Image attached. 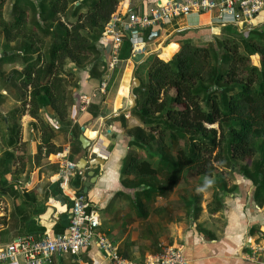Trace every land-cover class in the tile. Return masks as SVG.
Here are the masks:
<instances>
[{"label":"crops","instance_id":"0c3cea01","mask_svg":"<svg viewBox=\"0 0 264 264\" xmlns=\"http://www.w3.org/2000/svg\"><path fill=\"white\" fill-rule=\"evenodd\" d=\"M164 1L120 0L118 9L125 17L133 10L148 12ZM228 20L220 23L217 11L192 12L162 27L146 28L144 33L124 28L121 60L108 79L107 91L99 90L100 81L108 72L109 57V46L101 44L102 77L91 76L89 69L80 71L79 87L75 88L68 115L62 120L50 107L41 109L39 119L28 110L21 116L11 114L9 111L20 106L21 101L0 85V244H9L29 233L41 237L66 232L73 198L83 192L98 211L97 232L130 261L143 263L171 245L182 250L187 264H264V204L254 199L255 186L239 168H229L234 180L231 183L223 177L222 189L211 186L210 193L205 187L200 188L199 192L204 193L201 208L195 204L196 195L186 193L189 182L199 185L194 178L186 177L160 194L166 188V180L160 175L149 178L123 173L132 149L129 131L143 125L132 114V93L138 99L140 92L136 90L148 81L149 58L154 54L160 56L163 48L177 44L166 60L172 59L188 36L196 44L207 45L217 38L240 40L249 37L252 30H264V11L251 22ZM133 43L145 44V52L132 56ZM252 58L258 65L259 55ZM7 65L12 63L6 64L4 70ZM13 68H19L18 62ZM83 94L91 98L84 112L78 101ZM82 135L91 141V152L83 147ZM67 145L71 152L66 158L76 167L70 173L68 186L63 188L58 180L63 166L58 153ZM137 151L142 156L148 154L145 149ZM96 157L99 159L95 162ZM85 158L90 161L82 169L78 165L85 164ZM150 186L156 191L149 192ZM220 220L223 224L216 229L214 225ZM256 246L261 249L255 250ZM8 264L26 263L20 260ZM50 264L116 263L99 247L96 236L90 247L77 253H56Z\"/></svg>","mask_w":264,"mask_h":264},{"label":"trees","instance_id":"16d2710c","mask_svg":"<svg viewBox=\"0 0 264 264\" xmlns=\"http://www.w3.org/2000/svg\"><path fill=\"white\" fill-rule=\"evenodd\" d=\"M7 2L0 0V85L11 82L4 65L19 57L25 64L18 74L24 96L13 113L28 110L39 119L41 109L50 107L65 119L80 71L89 69L97 78L104 73L101 36L120 0H13L10 19L5 18ZM71 7L75 19L67 21ZM254 55L260 57L258 65L252 63ZM162 58H149L148 81L136 90L140 95L132 114L143 125L130 129L132 149L123 173L150 178L163 172V194L187 174L224 181L216 162L232 170L239 165L255 186L254 199L264 204V30L207 45L188 36L172 59ZM137 149L157 157L158 164ZM201 201L202 195L195 200L198 208Z\"/></svg>","mask_w":264,"mask_h":264},{"label":"built area","instance_id":"2783aa9c","mask_svg":"<svg viewBox=\"0 0 264 264\" xmlns=\"http://www.w3.org/2000/svg\"><path fill=\"white\" fill-rule=\"evenodd\" d=\"M218 12V21L227 23L232 21L251 22L260 12L264 11V0H165L156 8L140 13L136 10L130 11L125 17L119 9L113 13L111 19L105 26L101 36L102 45L109 46V57L106 60L108 72L101 79L99 90L106 92L108 79L120 62L119 52L123 44V29L140 30L159 26L161 23H169L174 18L192 12ZM146 45L133 43L131 53L136 56L145 52ZM1 56V55H0ZM91 98L80 95L78 101L82 112L87 110ZM71 152L69 145L58 153L62 157L63 166L60 168L58 180L65 188L70 181V173L76 164L66 158ZM100 225V217L97 209L92 205L89 197L79 192L73 198L72 217L67 231L64 233H47L36 237L34 234H26L15 238L6 245L0 244V264L9 262L19 263L23 260L26 264H50L56 253L80 252L90 247L96 236H98L99 247L106 251L116 264H187L188 261L179 247L167 245L163 249L151 255L143 263L130 261L121 257L113 243L103 234L97 232ZM261 248L256 246L255 250ZM256 256V255H254Z\"/></svg>","mask_w":264,"mask_h":264},{"label":"rangeland","instance_id":"374dc122","mask_svg":"<svg viewBox=\"0 0 264 264\" xmlns=\"http://www.w3.org/2000/svg\"><path fill=\"white\" fill-rule=\"evenodd\" d=\"M13 3V0H8L7 4L5 5V18L6 19H10L11 18V11H10V5ZM78 4V2H77ZM72 7L69 9V11L67 12V14L65 15V20H74L75 17L73 16L72 14ZM30 19H32V16L35 15L33 9L30 10ZM4 42V41H3ZM50 42H48V45H49ZM15 44V43H14ZM13 44V45H14ZM0 45H3V44H0ZM9 47V46H8ZM178 45L177 44H171L170 46H166L165 47V51L166 53L168 54V52H171L173 53L176 49H177ZM167 54L163 55V58L161 57V55L159 56L160 58L166 60L167 59ZM253 57V56H252ZM23 58L22 57H19L17 58V61L14 63L12 62V65H7L8 66V69H5L9 74L10 76L8 77V80L11 81L9 83V86L6 87V90L8 91V93L10 95H13V96H16L19 100L21 99V97L24 96V90L22 89L21 87V82H20V79H19V73H21L23 71V68L25 66L24 64V61L22 60ZM18 62V65H19V68L16 69V68H13L15 67L16 63ZM252 63L256 65V61L252 58ZM8 64H11V63H8ZM6 66V65H4ZM10 66V67H9ZM72 66L71 64L68 65V67ZM146 75H148V72H146ZM12 79V80H11ZM75 88H72V92H74ZM7 96V94H5ZM21 101V100H20ZM22 103V102H21ZM11 114H14L13 113V110L9 111ZM210 126V125H209ZM214 127H218V125H213ZM136 127V126H134ZM134 127H132L131 129H133ZM212 127V126H210ZM130 132V131H129ZM168 142H169V139H168ZM180 146L181 147H185V140L181 139L180 140ZM145 157L151 159L153 161V163L155 165L158 164V158L157 157H153V156H150L149 154H145L144 155ZM215 165H218V172L219 174L226 178V180H228L229 182L233 183V172H231V170L228 168V167H224L220 164H218V162L215 163ZM237 168H239V165H237ZM238 170V169H237ZM162 178H164L165 180V174L163 172H161L159 174ZM187 178L188 179H195V181L199 184V185H195L193 184L192 182H189L188 183V187L186 188V193H189L190 195H196V198L200 195H202V200H203V195L204 193L202 192H199L200 188L202 187H205L206 190H209L210 193H212V190L211 188L214 187V188H219V189H222L221 187V183L220 181H218L217 179H215L214 177L213 178H201V177H197V176H192L191 174H187ZM193 179V180H194ZM212 181V183L210 185H206V181ZM212 186V187H211ZM204 189V190H205ZM218 189V191H219ZM231 191V190H230ZM238 192V191H237ZM236 193V192H235ZM230 197V196H229ZM202 203V201H201ZM215 206H217L216 202L214 203ZM218 207V206H217ZM222 220V219H221ZM221 223H219L218 225H214V227L216 229H219L221 228L222 224H223V221H221Z\"/></svg>","mask_w":264,"mask_h":264},{"label":"water","instance_id":"95a60500","mask_svg":"<svg viewBox=\"0 0 264 264\" xmlns=\"http://www.w3.org/2000/svg\"><path fill=\"white\" fill-rule=\"evenodd\" d=\"M161 25V27L162 26H164V23H161L160 24ZM135 32H141V33H144V29H141V30H137V31H135ZM152 36H153V34H152ZM137 80V82L139 81V79H136ZM140 82V81H139ZM136 87H138V85H135V88ZM133 92V91H132ZM133 94V100H134V106H136V104H137V95L135 94V93H132ZM133 106V107H134ZM82 130L83 131H85L86 130V126H83L82 127ZM81 139V142H82V144H83V147L86 149V150H88V152H91L92 151V146H91V141L88 139V138H86L84 135H82V137L80 138ZM99 159V157H96L95 158V162H96V160H98ZM84 161H85V164H83V165H78V167H80V168H82V169H86V164L87 163H89V161L90 160H88V159H84ZM84 191H87V187H85L84 188Z\"/></svg>","mask_w":264,"mask_h":264},{"label":"clouds","instance_id":"9594fccd","mask_svg":"<svg viewBox=\"0 0 264 264\" xmlns=\"http://www.w3.org/2000/svg\"><path fill=\"white\" fill-rule=\"evenodd\" d=\"M212 183V181L208 180L206 181V185H210Z\"/></svg>","mask_w":264,"mask_h":264}]
</instances>
